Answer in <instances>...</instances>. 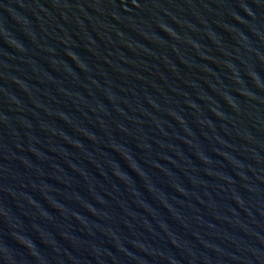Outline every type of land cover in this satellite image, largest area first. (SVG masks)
<instances>
[{
	"label": "water",
	"instance_id": "1",
	"mask_svg": "<svg viewBox=\"0 0 264 264\" xmlns=\"http://www.w3.org/2000/svg\"><path fill=\"white\" fill-rule=\"evenodd\" d=\"M0 264H264V0H0Z\"/></svg>",
	"mask_w": 264,
	"mask_h": 264
}]
</instances>
